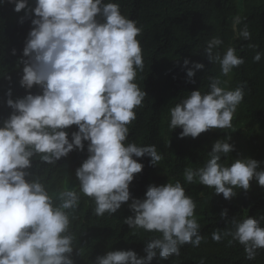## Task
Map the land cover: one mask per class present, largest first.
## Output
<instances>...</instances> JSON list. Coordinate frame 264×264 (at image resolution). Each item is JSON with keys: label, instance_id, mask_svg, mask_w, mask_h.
I'll list each match as a JSON object with an SVG mask.
<instances>
[{"label": "clouds", "instance_id": "clouds-1", "mask_svg": "<svg viewBox=\"0 0 264 264\" xmlns=\"http://www.w3.org/2000/svg\"><path fill=\"white\" fill-rule=\"evenodd\" d=\"M5 2L14 4L15 12L24 10L26 17H35L23 48L26 59L20 61L24 65L20 86L26 90L38 86L40 92L29 91L16 100L11 99V89L7 92L12 113L0 124V264H75L72 221L82 197L94 203L98 217L114 215L131 199L133 215L123 223L134 232L157 234L146 243L143 257L133 250H115L97 256L93 264H151L157 257L161 261L178 257L186 244L199 247L205 237L195 214L197 203L180 180L149 185L143 199L131 198L129 186L144 168L136 158L150 157L153 166L163 159L155 144L128 141L136 109L147 96L136 82L144 69L138 39L142 26L122 14L113 0H34V7L29 0H0ZM241 23L242 17L236 15L233 31L250 40L246 23L237 30ZM222 44L214 36L203 50L209 62L220 65V75L208 77V90L192 91L169 110V128H181L180 138L232 127L247 82L228 88L221 77H230L245 60L235 47L219 51ZM262 56L264 52L256 51L253 61ZM188 64L185 59L184 66ZM203 68V63L188 68V82L195 83L196 70ZM73 125L78 130L69 139L66 129ZM230 139V135L217 139L202 166L186 167L184 181L212 188L226 200L237 195L236 189L250 190L253 180L264 187L261 162L223 159L234 150ZM85 142L88 156L75 171L78 184L50 191L33 171L34 161L55 165L74 150L84 151ZM220 215L226 218L227 210ZM262 222L264 215L233 217L211 238L219 243L230 237L229 245H242L245 259L255 260L264 250ZM78 253L83 256V247Z\"/></svg>", "mask_w": 264, "mask_h": 264}, {"label": "trees", "instance_id": "trees-1", "mask_svg": "<svg viewBox=\"0 0 264 264\" xmlns=\"http://www.w3.org/2000/svg\"><path fill=\"white\" fill-rule=\"evenodd\" d=\"M107 2V0H106ZM120 4L122 14L138 22L143 31L138 39L143 48L144 69L138 72L136 82L145 90L147 96L142 106L136 109L137 119L129 126V142L146 146L155 144L163 159L158 165L150 164V157L136 158L144 164L139 174H135L129 186L131 198L143 199L149 185L157 186L168 181L180 180L197 203L195 214L201 225L200 232L205 241L199 247L186 244L181 247L180 255L161 261L154 258L151 264H264V250H259L255 260L245 259L244 248L238 243L228 244L230 237L217 243L211 233L216 229L227 227V220L237 219L244 215L259 217L264 215V187L251 181L247 192L236 189L237 195L231 200L223 195H215L214 189L201 184H188L184 181L186 167L197 168L203 165L207 154L217 139L231 136L228 141L234 150L226 159L229 163L235 159L252 158L261 162L264 168V56L254 62L256 51L264 52V0H113ZM34 7V0H29ZM15 13L14 4H0V124L12 113L7 106V92L11 89V99L22 98L30 91L38 94L40 89L33 86L26 90L20 86L24 65L25 41L31 30V19L25 15L10 24ZM242 17L241 25L247 24L251 39L238 38L233 31V18ZM24 17L23 23L21 18ZM219 36L223 44L218 49L223 52L232 46L245 63L233 70L230 77H221L227 81L228 88H235L239 83L247 82L245 97L238 106L232 119V127L213 129L201 133L199 137L180 138L181 128L171 130L170 108L186 98L192 91L208 90V77L220 75V65L208 61L203 52L206 42ZM257 45L256 49L248 47ZM16 54H12V50ZM189 64L184 66V60ZM194 63H203L204 68L196 70L188 82L187 69ZM78 130L75 125L66 131ZM169 142V143H168ZM88 156L87 142L84 151L74 150L67 157L61 158L55 165L34 161L33 171L43 179L50 191H58L67 184L76 186L78 181L75 171ZM129 202L112 216L105 214L98 217L94 214V203L82 197L72 221V231L77 236L76 246L72 253L75 264H93L97 256L108 251L133 250L138 256H145L146 243L156 233L130 229L123 221L133 212ZM227 210V217L221 212ZM245 210L247 212H245ZM264 225V222H262ZM83 247V256L78 249Z\"/></svg>", "mask_w": 264, "mask_h": 264}, {"label": "rangeland", "instance_id": "rangeland-1", "mask_svg": "<svg viewBox=\"0 0 264 264\" xmlns=\"http://www.w3.org/2000/svg\"><path fill=\"white\" fill-rule=\"evenodd\" d=\"M23 15H25V11H24V10H22V11L19 12V13L15 12V13L12 15L11 19H10V24L14 23L19 17H21V16H23Z\"/></svg>", "mask_w": 264, "mask_h": 264}]
</instances>
